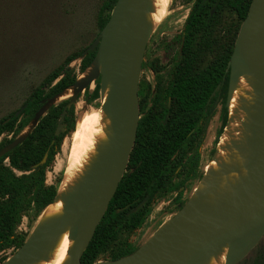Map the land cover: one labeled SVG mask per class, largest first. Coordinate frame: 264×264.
<instances>
[{"label": "trees", "instance_id": "trees-1", "mask_svg": "<svg viewBox=\"0 0 264 264\" xmlns=\"http://www.w3.org/2000/svg\"><path fill=\"white\" fill-rule=\"evenodd\" d=\"M117 0H104L99 8V32L109 19ZM252 0H194L180 36L181 51L174 56L172 68L164 81L157 80L155 91L145 81L138 85L139 122L127 169L85 249L81 264H95L105 255L115 261L134 253L140 246L119 242L123 234L139 230L154 204L176 192V202L192 182L203 177L201 150L207 129L216 115L211 158L227 124V65L241 23ZM213 10V13L211 11ZM178 44V36L174 38ZM69 56L52 71L18 109L0 120V151L10 145L30 126L36 113L48 102L70 90L76 73L69 68L80 59L79 74L94 61L96 50ZM147 64L142 63V71ZM100 79L84 101L99 100ZM79 95V93H78ZM218 99V102L216 103ZM68 100L52 105L31 128L23 142L0 158V254L14 253L28 235L18 233L22 219L34 212L35 223L44 208L53 204L61 180L46 185V172L65 138L76 125L74 105L66 111L58 137L54 132ZM47 153L46 162L39 164ZM185 202H179V211ZM34 223V224H35ZM7 259H2L0 264Z\"/></svg>", "mask_w": 264, "mask_h": 264}, {"label": "water", "instance_id": "water-1", "mask_svg": "<svg viewBox=\"0 0 264 264\" xmlns=\"http://www.w3.org/2000/svg\"><path fill=\"white\" fill-rule=\"evenodd\" d=\"M145 2L146 0L116 1L108 21L85 51L96 50L91 64V66L95 65L94 71L90 77L80 82L76 81L72 87L77 90V94L69 98L54 132V136L58 137L63 131L62 122L65 113L74 105L79 91H84L97 79H100L101 91L107 79L111 91L105 106L114 117V146L111 154L91 173L74 195L72 203L79 209L68 211L60 219L35 234L32 230L23 245L1 264H32L40 259L44 248L56 234L64 230H70L69 237L74 241L73 251L67 264H81L80 259L127 169L136 139L139 122L137 91L151 30L142 19L146 12ZM226 72H228L227 110L238 77L251 76L257 81L259 115L251 119L252 161L248 167L249 175L244 188L235 193L233 203L228 205L206 209L189 199L134 253L115 261L95 264H203L210 255L223 247L228 248L224 264H238L262 239L264 235V0L251 1L246 18L240 25ZM54 100L48 101L36 113L29 127L33 128L45 116L46 111L55 105ZM24 109L25 106L18 110L15 117H18ZM26 136L27 134H21L2 149L0 158L20 145ZM46 158L47 153L38 165H43Z\"/></svg>", "mask_w": 264, "mask_h": 264}, {"label": "rangeland", "instance_id": "rangeland-1", "mask_svg": "<svg viewBox=\"0 0 264 264\" xmlns=\"http://www.w3.org/2000/svg\"><path fill=\"white\" fill-rule=\"evenodd\" d=\"M104 0H0V120L17 111L30 96L33 89L71 55L87 48L99 35L97 16ZM193 0H169L167 11L156 29L150 30L144 62L155 61L160 65L159 73L141 71L140 81H164L171 68L177 45L172 39L182 30L183 23ZM80 59L70 63L69 68L77 75V82L83 80L79 74ZM89 87L91 92L94 83ZM84 91H79L74 103L76 126L91 116L100 106L99 100L92 105L84 101ZM77 94L75 88L58 96L53 103L69 100ZM101 94V91H100ZM213 119L201 150L202 171L211 159L215 129ZM31 130L27 128L22 135ZM70 137L63 140L52 166L47 169L46 184L56 185L61 179ZM215 154V152H214ZM214 157V155H213ZM212 157V158H213ZM211 161V160H210ZM197 183L192 182L176 202V193H170L158 200L145 223L133 234H123L119 242L127 241L133 246L144 244L162 225L176 213L179 202H188ZM35 223L33 211L22 219L17 232L30 235ZM14 254L7 251L0 254V261ZM105 255L99 262L108 261ZM238 264H264V235L257 246Z\"/></svg>", "mask_w": 264, "mask_h": 264}, {"label": "bare ground", "instance_id": "bare-ground-1", "mask_svg": "<svg viewBox=\"0 0 264 264\" xmlns=\"http://www.w3.org/2000/svg\"><path fill=\"white\" fill-rule=\"evenodd\" d=\"M169 0H146L142 19L149 29H156L164 17ZM93 64L82 75L83 80L94 71ZM257 81L251 76L237 78L228 104V124L215 147L214 157L203 170V177L191 194V201L202 208L233 203L236 192L247 183L252 161V118L258 117ZM68 91V90H67ZM65 91V92H67ZM111 86L105 81L100 94V106L91 116L79 122L70 138L65 165L56 198L45 208L33 227V234L57 221L65 213L79 209L72 203L74 195L97 167L111 154L114 146V117L106 108ZM62 95V94H61ZM70 230H64L46 245L40 259L32 264H67L74 241ZM228 248L210 255L203 264H224Z\"/></svg>", "mask_w": 264, "mask_h": 264}, {"label": "flooded vegetation", "instance_id": "flooded-vegetation-1", "mask_svg": "<svg viewBox=\"0 0 264 264\" xmlns=\"http://www.w3.org/2000/svg\"><path fill=\"white\" fill-rule=\"evenodd\" d=\"M193 4H194V0H193V2H192V5H191V7L193 6ZM191 7L189 8V12H190V10H191ZM189 12H188V14H187V16H186V18H185V21H186V19H187V17H188V15H189ZM211 13H213V10L211 11ZM185 21H184V23H183V27H182V30H181V32L177 35L178 36V44L174 41V38L172 39V44H176L177 45V47H178V49H177V52H178V57H179V55H180V51H181V44L179 43L180 42V36L182 35V32H183V28H184V24H185ZM176 36V37H177ZM146 48H147V46H146ZM145 52H146V50H145ZM177 52H176V54H177ZM175 54V55H176ZM174 55V56H175ZM144 57H145V54H144ZM173 59H174V57H173ZM143 62H144V60H143ZM172 62H173V60H172ZM147 64V63H146ZM171 68H172V63H171ZM170 68V69H171ZM146 69H148V71H150V73H152L153 74V72H157V73H159V71H160V65H158L155 61H153L151 64H148L147 65V67H146ZM169 69V70H170ZM145 70V69H144ZM168 70V71H169ZM142 71V70H141ZM168 71L166 72V74H165V79H166V75H167V73H168ZM164 79V80H165ZM141 81H139V83H140ZM146 83H148L149 85H150V87H151V93L153 94L154 93V91H155V85H156V82H155V79H153V81L152 82H149V81H145ZM218 102V99H217V101H216V103ZM139 106V105H138ZM213 119H216V115L213 117ZM213 119H212V121H213ZM212 121H211V123H212ZM211 123H210V125H211ZM209 125V126H210ZM209 128V127H208ZM207 131H208V129H207ZM206 136H207V133H206ZM205 139H206V137H205ZM205 141V140H204ZM203 145H204V143H203ZM216 147V146H215ZM212 149H214V146H213V148ZM212 151V150H211ZM46 154V153H45ZM44 154V155H45ZM202 155V154H201ZM47 159V158H46ZM211 160V159H210ZM209 160V161H210ZM208 161V162H209ZM46 162V161H45ZM38 165V164H37ZM36 166V165H35ZM34 166V168H37L38 166H41V165H38L37 167H35ZM47 173V172H46ZM61 180V179H60ZM46 183V182H45ZM47 185V184H46ZM49 186V185H48ZM176 193V192H175ZM176 199H177V193H176ZM177 205H178V203H177ZM177 205H176V209H177ZM152 211V210H151ZM176 212H178V210L176 211ZM151 214V213H150ZM150 216V215H149ZM148 216V217H149ZM145 223V222H144ZM141 229V228H140ZM138 231V230H137ZM259 243V242H258ZM257 246V245H256ZM255 246V247H256Z\"/></svg>", "mask_w": 264, "mask_h": 264}]
</instances>
